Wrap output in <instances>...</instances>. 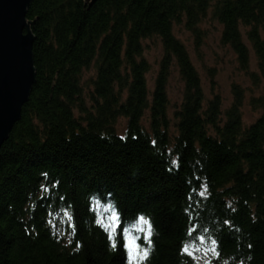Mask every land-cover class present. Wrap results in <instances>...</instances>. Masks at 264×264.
I'll return each instance as SVG.
<instances>
[{
    "label": "trees",
    "instance_id": "obj_1",
    "mask_svg": "<svg viewBox=\"0 0 264 264\" xmlns=\"http://www.w3.org/2000/svg\"><path fill=\"white\" fill-rule=\"evenodd\" d=\"M209 14L242 69L245 29L264 81V0L29 3L35 83L0 147V264H129L130 238L134 264H198L201 240L215 264H264V110L245 126L235 87L225 110L205 100L172 33ZM151 38L163 48L152 90ZM172 69L182 96L169 116ZM141 217L150 238L136 230Z\"/></svg>",
    "mask_w": 264,
    "mask_h": 264
},
{
    "label": "rangeland",
    "instance_id": "obj_2",
    "mask_svg": "<svg viewBox=\"0 0 264 264\" xmlns=\"http://www.w3.org/2000/svg\"><path fill=\"white\" fill-rule=\"evenodd\" d=\"M221 30L222 26L214 21L209 14L205 20L199 23L195 31L188 30L184 24H174L172 33L186 49L193 68L198 72L205 100H210L212 97L217 96L222 104V109L225 110L232 104V89L235 87L240 92L241 101L243 102L241 107L242 124L246 126L257 119L264 110V81L259 78L255 56H253L251 44L246 40L245 29L241 27L240 33H242V41L246 45L250 56L247 69L239 68L237 57H235L232 49L222 44ZM143 49H145L143 57L151 65L146 81L149 89L152 90L163 48H161L158 39L151 38L149 41L143 42ZM171 71L167 88L170 102L169 116L173 109L178 106L182 96V84L179 81L177 71L175 69ZM93 73V68L83 73L81 83L84 90L83 94H86L90 80L94 79L91 78ZM258 100L261 102L260 106H257ZM74 115L78 117V111L75 110ZM145 118L144 120L146 121ZM125 127L126 119L118 118L116 123L118 134H123ZM134 244L136 245L135 242ZM137 248L138 246L134 251L133 260L138 258ZM192 252V255L194 254L198 260V264H215L216 254H214L213 247L208 242L199 241L193 247Z\"/></svg>",
    "mask_w": 264,
    "mask_h": 264
},
{
    "label": "water",
    "instance_id": "obj_3",
    "mask_svg": "<svg viewBox=\"0 0 264 264\" xmlns=\"http://www.w3.org/2000/svg\"><path fill=\"white\" fill-rule=\"evenodd\" d=\"M32 0H0V147L21 116L35 83L33 36L25 19ZM97 0H85L91 6Z\"/></svg>",
    "mask_w": 264,
    "mask_h": 264
},
{
    "label": "snow or ice",
    "instance_id": "obj_4",
    "mask_svg": "<svg viewBox=\"0 0 264 264\" xmlns=\"http://www.w3.org/2000/svg\"><path fill=\"white\" fill-rule=\"evenodd\" d=\"M111 226L112 225H110V227ZM145 226L148 228V234H149V238H150L151 232H152V226H151V224H148L147 222H145L144 218L141 217L140 221L138 222L136 230L141 232V233H143L145 231ZM115 227H116V230L119 231L120 225L116 224ZM201 239H203V238H201ZM123 247L127 249V253H128V257H129V264H134L132 257H133L134 251L136 250L137 246L134 244V242L131 239H129L123 245ZM113 248H114V250H118L119 249V245L118 244H114ZM145 255H146V253H145ZM121 256H123V253H121Z\"/></svg>",
    "mask_w": 264,
    "mask_h": 264
},
{
    "label": "bare ground",
    "instance_id": "obj_5",
    "mask_svg": "<svg viewBox=\"0 0 264 264\" xmlns=\"http://www.w3.org/2000/svg\"><path fill=\"white\" fill-rule=\"evenodd\" d=\"M113 214V213H112ZM115 217H116V214H113ZM116 219H117V217H116ZM135 235H138L139 237L141 236V235H139V234H134V236ZM130 239H132V238H130Z\"/></svg>",
    "mask_w": 264,
    "mask_h": 264
}]
</instances>
